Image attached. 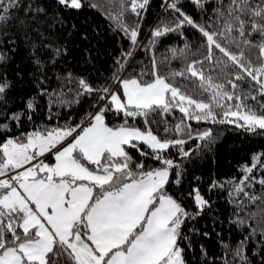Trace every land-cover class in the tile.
Instances as JSON below:
<instances>
[{
	"label": "snow or ice",
	"instance_id": "obj_1",
	"mask_svg": "<svg viewBox=\"0 0 264 264\" xmlns=\"http://www.w3.org/2000/svg\"><path fill=\"white\" fill-rule=\"evenodd\" d=\"M187 3L199 18L185 0H160L162 14L143 40L151 0H0V264H189L184 227L214 202L199 187L186 198L173 188L183 182L182 161L217 142L212 128L193 130L189 122L264 137V0ZM85 8L128 42L103 82L60 68L65 18ZM169 36L179 43L160 52ZM20 50L31 66L27 80L8 74ZM138 51L147 71L135 70ZM49 72L60 91L46 86ZM45 100L49 121L57 104L88 103L89 110L79 122L36 125ZM189 141L194 149L185 147ZM240 172L209 185V192L226 191L229 232L237 235L217 233L211 258L201 246L204 264H264V196L251 191L264 187V151Z\"/></svg>",
	"mask_w": 264,
	"mask_h": 264
},
{
	"label": "trees",
	"instance_id": "obj_2",
	"mask_svg": "<svg viewBox=\"0 0 264 264\" xmlns=\"http://www.w3.org/2000/svg\"><path fill=\"white\" fill-rule=\"evenodd\" d=\"M100 2L104 3V0H100ZM159 5L160 0H151L149 10L143 20L144 34L141 36L143 40L147 39L146 34L157 23L158 16L162 14ZM185 10L190 15L199 18V14L191 4L187 3V0H185ZM73 24L75 28L72 27ZM61 32L63 33V43L68 52L65 57L61 58L60 68L77 76L87 75L94 83L103 82L106 77L110 76L114 67L113 61L120 55L122 47L126 48L128 45L127 40L110 27V22L105 16L88 8L66 17ZM85 34L87 35L86 40L82 38ZM188 35L193 45L199 44L198 35L193 34L191 29L188 30ZM178 43L175 36L163 38L159 50L164 52L166 48ZM146 65L147 67H145ZM134 67L137 72L142 68L145 71L150 68L143 52H137ZM170 67L179 69L181 64L178 61H172ZM167 70V68H162V71ZM16 72H20L26 80L31 78V66L27 63L24 50L17 53L14 63L8 70L9 76H14ZM48 75L50 81L46 86L50 91H60V82L55 79V74L49 72ZM63 91H67V88H64ZM88 110V103L73 105L72 108L57 104L52 109L55 113L54 119L49 121L46 118L48 114L47 100L41 101V108L35 116V124L53 127L64 125L66 121L79 122ZM180 115L177 112L174 118L170 117L169 126L174 127L175 123L179 122ZM189 123L192 124L193 130L212 128L217 136V142L211 151L197 152L190 160L182 161L184 166L183 182L178 188H173V191L181 198H186L191 188L199 187L202 194L206 198L210 197L214 202L210 212H206L196 221L188 222L184 227V232L191 238V250L186 251L189 264H204L201 246L207 249L208 257L211 258L218 252L217 233H220L226 240L235 239L237 235L234 232H229L231 225L228 223V218L232 216L233 205L228 203L229 198L226 191L213 189L209 192V185L214 179L226 181L240 176V167L249 160L251 154L264 151V137L245 133L231 125L197 124L195 121ZM32 127L33 125L25 122L23 130L31 131ZM16 131L19 132L21 129ZM170 135L179 137L180 134L171 133ZM196 143V141H189L185 147L194 149ZM171 154L176 157L175 149L171 150ZM176 158L179 161V158ZM259 175L260 173L257 172L258 177ZM196 177L199 179L197 180ZM251 191L256 195L264 196V187L259 184L255 185ZM190 203V200L185 199L186 205H190ZM250 207L252 206L250 205ZM193 228L197 231H189ZM205 232L209 234L207 237L203 235Z\"/></svg>",
	"mask_w": 264,
	"mask_h": 264
}]
</instances>
